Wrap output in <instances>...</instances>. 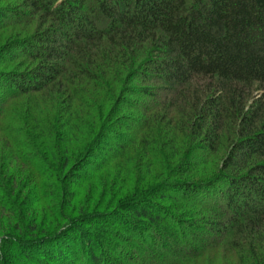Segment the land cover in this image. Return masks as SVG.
I'll list each match as a JSON object with an SVG mask.
<instances>
[{"label": "trees", "instance_id": "trees-1", "mask_svg": "<svg viewBox=\"0 0 264 264\" xmlns=\"http://www.w3.org/2000/svg\"><path fill=\"white\" fill-rule=\"evenodd\" d=\"M3 20L0 264H264V0Z\"/></svg>", "mask_w": 264, "mask_h": 264}, {"label": "rangeland", "instance_id": "rangeland-1", "mask_svg": "<svg viewBox=\"0 0 264 264\" xmlns=\"http://www.w3.org/2000/svg\"><path fill=\"white\" fill-rule=\"evenodd\" d=\"M12 18L13 17H11V16H6V18H5V20H12ZM5 20H3V21H0V24L1 23H3V22H5ZM1 27V26H0ZM23 26H17V28H13V26L11 27L10 25H6V26H3V27H1L0 28V50L2 49V48H4L5 46H6V44L9 42L10 43V39L12 38V36H11V32L12 31H14V30H17V29H23L22 28ZM4 58H6V56H4ZM1 59V60H3V62H5L4 64H2V63H0V73H7V72H9V73H13V72H17V70H16V68H13V64L11 65V64H9V62L8 61H4V60H6V59ZM17 63H19L18 61H17ZM16 64V63H15ZM7 66V67H6ZM18 72H19V69H18ZM21 72H23V71H21ZM136 146H139V143H137V145ZM135 146V147H136ZM134 147V146H133ZM133 147H131L130 148V151L132 152V154H134V156H136L135 154H136V149L135 148H133ZM202 171H203V169H202ZM91 191H92V189H91ZM97 198H98V196L96 195V197H95V199H96V201L93 203V206H97V207H101V205L102 204H100V202L97 200ZM98 204H100V205H98ZM101 209V208H100ZM103 209H105V207L103 208ZM77 217V216H76ZM113 227L115 228V230H116V227H118L117 225H115V224H113ZM75 237V236H74ZM76 239V238H75ZM14 251L15 250H12L11 251V255H13L12 253H14ZM18 255V254H17ZM112 256H115L113 253H112ZM17 264H27V263H23V262H21V263H17ZM30 264H35L34 262L33 263H30Z\"/></svg>", "mask_w": 264, "mask_h": 264}]
</instances>
